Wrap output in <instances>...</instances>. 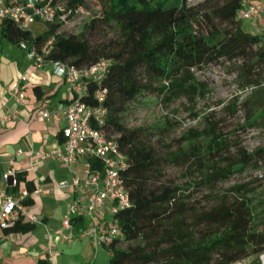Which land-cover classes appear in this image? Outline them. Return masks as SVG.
<instances>
[{
    "label": "trees",
    "instance_id": "1",
    "mask_svg": "<svg viewBox=\"0 0 264 264\" xmlns=\"http://www.w3.org/2000/svg\"><path fill=\"white\" fill-rule=\"evenodd\" d=\"M59 1L75 11L89 0ZM243 1L103 0L99 14L72 35L59 33L61 23L45 25L38 35L9 20L0 23L5 47L19 49L24 42L39 51L52 38L44 66L63 62L83 69L101 59L109 62L99 85L86 82L87 96L81 100L106 110L102 123L92 119L90 126L115 140L126 162L120 177L129 206L112 215L123 238L101 247L108 264H235L264 254V212L254 204L253 188L255 182L264 187V148L249 153L241 141L232 140L231 132L209 122L185 148L180 144L176 151H164L167 127L126 124L142 98L154 97L164 105L184 99L195 106L209 92L196 81L194 70L229 63L245 87H256L245 127L264 125V78L256 79L264 73V32L250 34L241 28L235 16ZM96 90L106 91L100 104L93 98ZM34 93L41 97L38 88ZM58 139L61 143L60 134ZM169 166L190 177L187 186L167 177ZM247 172L255 176L212 201L203 196L205 188L212 190ZM16 181L14 191L21 182L29 193L35 189L25 173H17ZM31 204L30 199L23 202ZM81 219L71 217L70 223ZM31 225L20 220L6 232H28Z\"/></svg>",
    "mask_w": 264,
    "mask_h": 264
},
{
    "label": "built area",
    "instance_id": "2",
    "mask_svg": "<svg viewBox=\"0 0 264 264\" xmlns=\"http://www.w3.org/2000/svg\"><path fill=\"white\" fill-rule=\"evenodd\" d=\"M59 0H25L16 3L15 0H0V23L9 20L21 30H29L36 23L43 25L61 23L66 25L78 14ZM264 16V0H245L237 12L236 20L255 22ZM62 25V26H63ZM53 39L43 45L39 51L34 47H28L22 42L19 49L25 53L26 58L36 69L44 67L43 56L49 51ZM109 62L101 59L88 68L77 69L63 62H54L50 65L53 76L61 79L72 93V99L61 109L64 126L61 130V147L43 152L34 153L32 149L28 154L34 156V163L46 159H54L64 167L70 169L78 160L82 162L83 172L81 176L72 172L68 181L58 184L60 188L83 187L88 190L86 202L72 201L68 207V216L62 222L60 228L49 235L59 239L63 244H71L74 240L85 239L91 242L95 252L98 248L108 244L114 238L122 239V233L112 215L118 210L129 206V198L120 173L125 169L124 155L117 147L115 140L107 139L104 134L90 126L94 119L99 124L107 112L104 108H90L81 100L87 96V81L100 84L102 78L108 72ZM26 76L20 78L26 81ZM10 97L18 104L23 99V93L19 85H14L10 91ZM106 97L105 90H96L93 94L98 104ZM37 118L45 121H57L58 117L43 108ZM21 150L17 155H21ZM97 162V165H96ZM9 188L17 186L16 173L7 172L3 175ZM42 191L38 188L29 193L26 189L19 190L16 194H7L0 190V231L6 232L14 227L18 221L30 224L38 223L36 216L27 212L23 202L31 195H38ZM110 204L111 218L102 224L97 220L105 204ZM88 218L89 225L73 234L71 217ZM52 252L49 250L48 259L52 264Z\"/></svg>",
    "mask_w": 264,
    "mask_h": 264
},
{
    "label": "crops",
    "instance_id": "3",
    "mask_svg": "<svg viewBox=\"0 0 264 264\" xmlns=\"http://www.w3.org/2000/svg\"><path fill=\"white\" fill-rule=\"evenodd\" d=\"M16 49L17 53L0 42V190L16 194L26 189L24 182L19 183L17 191L8 187L3 175L10 171L25 173L26 181L42 192L31 195L28 199L32 204L25 206L29 214L37 217L38 223L24 233L0 231V264H52L48 259L49 250L55 264H96V252L89 240L77 239L71 244H63L57 238L49 240V235L60 228L62 220L68 216L69 204L86 202L87 189L58 186L68 181L72 172L81 176L82 162L78 160L68 169L54 159L34 163L35 157L28 154L30 149L43 153L61 147L58 139L64 126L61 109L72 99V93L64 81L51 74L49 65L36 69L22 51ZM23 75L27 79L21 82ZM14 85H19L23 93L20 104L10 97ZM34 88L41 94L39 99ZM43 108L55 114L58 120L37 118ZM18 150L23 154L17 155ZM110 218V204L106 203L97 220L104 224ZM88 225V218L82 217L81 222L72 225L73 234Z\"/></svg>",
    "mask_w": 264,
    "mask_h": 264
},
{
    "label": "rangeland",
    "instance_id": "4",
    "mask_svg": "<svg viewBox=\"0 0 264 264\" xmlns=\"http://www.w3.org/2000/svg\"><path fill=\"white\" fill-rule=\"evenodd\" d=\"M102 1L89 0L74 18L60 28L59 33L64 35L79 34L83 26L93 16L99 14ZM240 25L245 32L250 34L264 32V16L253 23L241 21ZM44 30L43 24H34L30 27V31L34 35L41 34ZM13 49L16 53L18 52L16 48ZM258 74L256 79L264 78V73ZM194 76L197 82L207 85L209 93L205 99L197 101L196 105L192 107L184 99L164 105L157 102L154 97L142 98L135 109L130 112L126 122L127 126L130 128L139 126L167 127L168 131H165V141L162 147L164 151H176L180 144L185 148L196 133H202L207 129L209 122H217L224 133L231 132L232 140L241 141L243 148L249 153L264 148V125L245 127L248 116V100L256 87H245L237 76L236 68L229 63L195 69ZM236 100V112L233 114L232 107ZM254 176L255 173L251 174L250 172L241 176H233L228 181L219 183L212 190L205 188L202 191L203 196L209 195L207 201H212L215 196L227 192L234 185L244 183ZM167 177L181 186H187L186 182L191 180L190 177L184 175L179 167L175 166L168 167ZM253 188L256 190L254 204L260 206L259 212H264V187H259V183L255 182ZM96 256V264H108V256L101 248L96 251ZM262 257L264 254L247 258L235 264H253L255 262L264 264Z\"/></svg>",
    "mask_w": 264,
    "mask_h": 264
},
{
    "label": "bare ground",
    "instance_id": "5",
    "mask_svg": "<svg viewBox=\"0 0 264 264\" xmlns=\"http://www.w3.org/2000/svg\"><path fill=\"white\" fill-rule=\"evenodd\" d=\"M262 263H264V257H262Z\"/></svg>",
    "mask_w": 264,
    "mask_h": 264
}]
</instances>
